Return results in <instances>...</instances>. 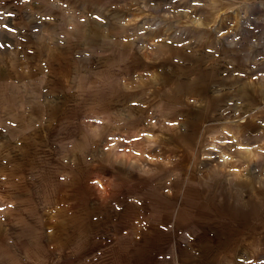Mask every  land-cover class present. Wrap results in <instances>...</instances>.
Returning <instances> with one entry per match:
<instances>
[{
    "label": "crops",
    "instance_id": "0c3cea01",
    "mask_svg": "<svg viewBox=\"0 0 264 264\" xmlns=\"http://www.w3.org/2000/svg\"><path fill=\"white\" fill-rule=\"evenodd\" d=\"M123 3L23 0L5 32L0 167L35 168L42 198L73 200L41 210L23 264H264L246 222L262 209L257 164L199 160L179 114L156 107L168 102L155 86L171 80L169 45L143 41Z\"/></svg>",
    "mask_w": 264,
    "mask_h": 264
},
{
    "label": "rangeland",
    "instance_id": "374dc122",
    "mask_svg": "<svg viewBox=\"0 0 264 264\" xmlns=\"http://www.w3.org/2000/svg\"><path fill=\"white\" fill-rule=\"evenodd\" d=\"M113 1L121 4L120 12L123 1L130 4L125 14L132 16L129 24L139 36H147L143 41L169 45L171 80L155 86V94L168 102L156 107L169 105L172 115L179 114L185 141L198 143L199 160L206 165L228 158L234 167L249 164L250 172L257 164L264 190V0ZM22 19L23 0H0V50L10 44L7 28ZM2 177H9L10 192L0 200V240L6 241L5 248L0 243V264H23V256L34 261L37 251L29 244L40 238L35 222L41 210L64 208L73 200L64 191L56 199L42 198L32 167H0ZM246 222L249 235L264 238V194L261 213Z\"/></svg>",
    "mask_w": 264,
    "mask_h": 264
}]
</instances>
